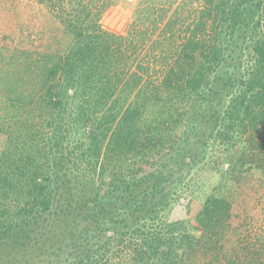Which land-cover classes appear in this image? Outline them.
<instances>
[{
	"label": "trees",
	"instance_id": "obj_1",
	"mask_svg": "<svg viewBox=\"0 0 264 264\" xmlns=\"http://www.w3.org/2000/svg\"><path fill=\"white\" fill-rule=\"evenodd\" d=\"M35 1L50 23L0 44L27 87L4 82L0 264H264L224 196L169 217L202 171L264 170V0H137L124 34L108 0Z\"/></svg>",
	"mask_w": 264,
	"mask_h": 264
},
{
	"label": "rangeland",
	"instance_id": "obj_2",
	"mask_svg": "<svg viewBox=\"0 0 264 264\" xmlns=\"http://www.w3.org/2000/svg\"><path fill=\"white\" fill-rule=\"evenodd\" d=\"M108 2L101 13L99 24L102 29L124 34L137 0ZM192 5L199 8V2L196 0H193ZM47 16H50L47 9L35 0H0V44L8 42L12 30L19 32L22 28L25 30L27 26L34 30L33 27L37 28L39 23L47 24L49 22ZM13 41L14 39L11 42ZM21 60L23 56L19 51L0 47V128L4 130L10 122V114L7 115L4 102V82L10 78H17L18 92L27 89L22 86L26 81L24 72L21 74L19 62ZM20 74L23 75L22 81L19 78ZM201 175V182L199 181L201 187L190 199L193 203L190 204L189 195L184 193L173 206L169 217L175 219L187 213L186 210L189 208L194 210L199 208L204 198L215 192L232 203L235 215L238 216L237 229L233 234H237L239 229V232L243 231L248 235V240L256 244L258 250L264 247V170L255 168L235 181L222 179L219 174L208 170L202 171ZM216 186L220 188H216L215 191Z\"/></svg>",
	"mask_w": 264,
	"mask_h": 264
}]
</instances>
